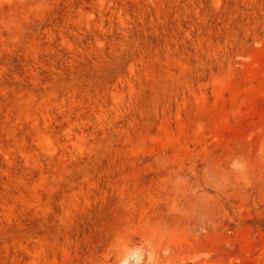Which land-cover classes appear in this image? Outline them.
Listing matches in <instances>:
<instances>
[{"label": "rangeland", "instance_id": "374dc122", "mask_svg": "<svg viewBox=\"0 0 264 264\" xmlns=\"http://www.w3.org/2000/svg\"><path fill=\"white\" fill-rule=\"evenodd\" d=\"M0 264H264V0H0Z\"/></svg>", "mask_w": 264, "mask_h": 264}]
</instances>
